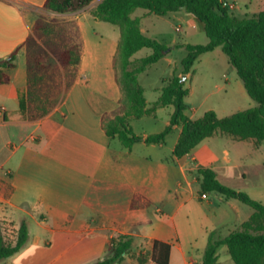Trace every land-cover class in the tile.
<instances>
[{
	"label": "crops",
	"instance_id": "1",
	"mask_svg": "<svg viewBox=\"0 0 264 264\" xmlns=\"http://www.w3.org/2000/svg\"><path fill=\"white\" fill-rule=\"evenodd\" d=\"M100 1L91 10L59 14L46 10L44 0H0V60L17 51L14 67L7 70L9 83L0 85V221L7 242L15 243L23 221L29 233L23 248L0 264H94L107 255L110 239L119 235L131 237L132 248L117 264H140L134 257L138 254L148 256L143 264H155L149 258L154 240L170 245L168 264H202L208 233L216 231L217 238H223L238 229L253 211L219 194L205 199L196 196L192 187L197 184L200 188L197 169H213L222 184L248 193L262 204L264 161L257 158L264 145L215 134L189 154L169 161L163 148L169 143L173 153L181 132L179 126L173 128L163 144L140 142L127 149L118 140L120 145H113L115 138L105 134L101 121L104 114L117 110L122 98L112 66L115 52L99 54L92 45L100 42H91L87 37L86 45L84 39L85 24L100 28L101 21L92 16ZM260 5L264 7V0H260ZM39 16L75 19L82 56L72 87L48 114L29 120L23 44ZM92 29V36H97L99 33ZM167 45L178 43L171 40ZM168 55L159 61L170 63ZM181 72L182 69L177 74L182 76ZM173 73L154 88L158 96L152 100L145 97V88L139 81L141 74L138 76L147 108L159 98L163 81ZM100 85L105 87L100 89ZM187 88L185 113L196 120L197 107L190 102L193 88ZM237 89L244 96V86L237 84ZM172 112V106H167L144 116L165 119V128ZM142 117L131 119L129 125ZM161 131L136 135L145 138ZM244 144H249V152L256 157L253 161L244 160ZM142 146L153 149L140 152ZM154 163L160 168L158 174L151 167ZM171 164L179 172L172 190L165 185ZM250 174L256 175L259 182L250 180ZM137 195L150 206L155 204L156 218H167L170 223L166 221L155 232L143 234V226H150L153 218L148 213L150 206L131 208ZM169 201L175 207L169 209ZM223 246L217 248L215 264H234Z\"/></svg>",
	"mask_w": 264,
	"mask_h": 264
},
{
	"label": "trees",
	"instance_id": "2",
	"mask_svg": "<svg viewBox=\"0 0 264 264\" xmlns=\"http://www.w3.org/2000/svg\"><path fill=\"white\" fill-rule=\"evenodd\" d=\"M93 0H44V8L56 13H74L87 7ZM194 16L201 25L208 42L182 44L185 57L181 60L182 75L191 72L194 63L204 54L221 47L228 63L235 69L249 98L257 106L218 117L209 110L202 117L192 120L186 115L185 98L189 90L186 80L178 74L163 81L159 98L146 107L144 90L138 76L171 51V46L149 38L141 32L140 19L132 18L137 9L147 14L165 16L181 11ZM95 20L115 25L120 40L113 58L115 82L122 98L116 111L104 114L102 128L110 138H117L123 147L130 149L135 143L163 144L175 126L181 127L173 149L177 159L189 154L199 143L215 134L230 136L236 140H253L264 145V10L251 18H238L229 12L222 0H101L92 11ZM27 73V116L37 120L48 114L59 97L66 93L78 76L82 56V43L73 21L47 19L39 16L33 32L24 44ZM151 53L141 59L131 58L141 49ZM17 51L0 60V85L9 83L7 70L14 67ZM172 106L168 125L157 134L145 138L134 133L131 119L152 115L158 108ZM200 195L216 193L229 200L234 199L253 211L240 227L223 238L216 231L208 233L202 264H215L217 248L226 246L234 264H264V205L253 200L245 192L222 184L213 169L199 167ZM150 203L137 195L131 208H146ZM29 238L27 224L23 221L17 231L15 243L4 239L0 221V261L13 256L23 248ZM132 238L119 235L110 239L107 255L94 264H117L130 254ZM170 245L160 240L152 242L149 254L155 264H168ZM140 264L148 260L144 254L134 255Z\"/></svg>",
	"mask_w": 264,
	"mask_h": 264
},
{
	"label": "rangeland",
	"instance_id": "3",
	"mask_svg": "<svg viewBox=\"0 0 264 264\" xmlns=\"http://www.w3.org/2000/svg\"><path fill=\"white\" fill-rule=\"evenodd\" d=\"M98 1L99 0H93L87 7L83 9H85V11L91 10ZM226 1L228 3L235 4L236 7L232 10L229 9V12L238 18H251L264 10V7L260 5V0H253V2H250V0ZM132 18L140 19V27L147 37L155 38L167 44H169L171 40L176 41L178 45H204L208 42V38L202 31L201 25L197 22L194 16L188 13L186 14L185 11L169 13L165 16H157L153 14H145L144 10L137 9L133 12ZM52 19L73 21L76 24L77 31L79 32L76 20L73 18L61 17ZM90 25L91 24L89 23L84 25V39L86 45L88 44L87 37L90 38L91 42L96 39L100 43L92 46L99 49L97 50L99 54L112 51L115 52L116 55L117 46L120 40L119 28L115 25L102 21L99 24L100 28H97L96 26L92 27V25ZM193 25H195L196 28H194ZM92 28H94L96 32L99 33L97 36H92ZM79 40L81 42L80 35ZM171 47V51L168 53V59L170 60V63H168L167 60L159 61L148 68L145 73L139 76V81L145 88V97L148 100H152L158 96V90L154 88L160 87L162 80L170 76L172 72H174L173 74H177L182 69L181 60L185 57L186 50L183 47H174L172 45ZM150 53V49H141L132 57V60L141 59ZM191 74V77L188 79L185 78V80L186 87L191 85L193 88V94L190 98V102L197 107V112L194 115V119L202 117L203 114L209 110L214 111L218 117H225L235 112L257 106V103L249 98L246 92L243 96V94L238 91L237 84L243 87L242 83L240 82L235 69L228 63L227 56L223 53L221 47H217L213 51L202 55L194 63ZM111 83L112 87L116 86L113 80H111ZM104 87V85L99 86L100 89ZM164 122L165 119L162 118L154 119L144 116L139 120H134L131 126L135 134H140L143 132L153 133L161 131L164 128ZM115 144L118 146L120 145L117 138H115V141L113 142V145ZM244 145L246 147L244 152L246 157L244 160L253 161L256 159V157L252 154V151L250 150L249 152V149L247 148L249 144ZM140 149H142L140 152H145L153 148H150V146L148 148L142 146ZM163 151L165 153L164 156H168L169 161H175V158L170 151L169 143L163 148ZM260 151L262 152L258 153L259 156L257 160L264 161V146ZM151 167L155 174L160 173V168L156 163H154ZM178 176V170L171 164L168 169V182L167 184L165 183V185H167L172 190L174 187V181ZM248 177L250 180L254 179L256 180L255 182H259V178L254 174H250ZM192 189L196 196H200L197 184H195ZM215 195L218 194L209 193L206 196L210 198ZM248 196L253 200H256L254 199L256 197H253L249 194ZM170 202L171 201H169V209L175 207V204ZM261 202L264 204V199ZM197 203H199L198 200ZM242 205L245 207V209L251 210V208L247 205ZM154 208L155 204L149 207L148 213L152 215L153 219L150 226H143V234H151L152 232H155L158 227L163 225V223L165 224L166 221L170 223L167 218L165 219L160 216L156 218L154 215Z\"/></svg>",
	"mask_w": 264,
	"mask_h": 264
},
{
	"label": "built area",
	"instance_id": "4",
	"mask_svg": "<svg viewBox=\"0 0 264 264\" xmlns=\"http://www.w3.org/2000/svg\"><path fill=\"white\" fill-rule=\"evenodd\" d=\"M226 6H227L228 9L232 10V9H234L235 4H234V3H230L229 5H226ZM201 197H202L203 199H205V198H206V195H202Z\"/></svg>",
	"mask_w": 264,
	"mask_h": 264
},
{
	"label": "water",
	"instance_id": "5",
	"mask_svg": "<svg viewBox=\"0 0 264 264\" xmlns=\"http://www.w3.org/2000/svg\"><path fill=\"white\" fill-rule=\"evenodd\" d=\"M180 9H181V11H185V7H181ZM185 78H186V75H183L182 80H185Z\"/></svg>",
	"mask_w": 264,
	"mask_h": 264
}]
</instances>
